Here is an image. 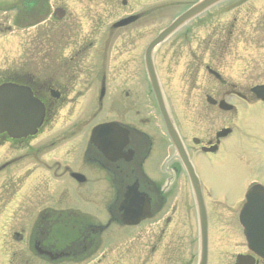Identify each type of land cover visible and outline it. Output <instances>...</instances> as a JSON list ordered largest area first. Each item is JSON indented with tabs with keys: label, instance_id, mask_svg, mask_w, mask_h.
<instances>
[{
	"label": "flooded vegetation",
	"instance_id": "1",
	"mask_svg": "<svg viewBox=\"0 0 264 264\" xmlns=\"http://www.w3.org/2000/svg\"><path fill=\"white\" fill-rule=\"evenodd\" d=\"M234 1L243 6L248 0ZM98 2L102 19L138 15L132 29L148 24L145 37L153 38L171 21L170 14H157L168 0ZM231 5L220 8L224 13H218L216 7L206 11L165 41L153 53V67L162 85L170 83V73L182 81H197V92L188 95V101L193 102L189 116H180L174 109L170 115L199 178L207 225L217 226L218 237L229 233L224 243H214L213 235H207L206 264H234L240 255L254 264H264L248 251L237 230L231 238L244 194L255 183L264 187V176L242 180L235 198L230 190L212 188L206 177L234 156L237 143L231 139L238 132L253 141L242 142V159L264 160V102L251 93L245 79L233 84L212 75L214 79L206 78V72L223 68L218 49H228L233 41L228 34L242 32L241 19L228 18L241 9ZM218 20H230L232 30L227 24L218 25ZM132 25L113 32L127 37L121 48L135 45L124 35ZM103 27L97 26L99 37ZM132 35L137 40V35ZM92 45L96 44L87 43L85 49H50V77L28 82L45 109L42 127L25 139L0 136V264H199L198 210L164 122L157 111L150 117L142 115L137 93L118 88L121 84H148L142 55H136V49H114L111 65L102 69L104 57L100 48L91 49ZM100 65L108 78L100 77ZM93 70L96 74L89 73ZM128 70H132L129 75ZM106 85L100 101V88ZM221 101L231 108L220 109ZM95 103L98 124L100 116L109 114L117 117L109 122L129 125L122 124L130 130L129 143L114 162L85 141L88 126H75L92 113ZM142 123L151 125L148 132L135 129L134 125ZM226 130L230 133L222 135ZM153 154L156 159L150 163ZM73 173L90 176L100 186L82 189L86 180L76 183ZM134 182L147 198L149 209L138 224L126 225L125 208L132 212L129 219L144 208L141 197L127 199L128 187ZM127 202L137 205L127 206ZM233 248L240 252L232 254Z\"/></svg>",
	"mask_w": 264,
	"mask_h": 264
},
{
	"label": "rangeland",
	"instance_id": "2",
	"mask_svg": "<svg viewBox=\"0 0 264 264\" xmlns=\"http://www.w3.org/2000/svg\"><path fill=\"white\" fill-rule=\"evenodd\" d=\"M60 1H64V3H60V4L61 5L65 4L67 12L71 14L68 15L70 20H72V16L75 19L81 20L84 14L88 10H90V12L91 9L94 10L92 12H96V11L98 12L100 10V8H98L99 5L95 7H91L89 9L87 2L77 1V0H54L52 2V5L54 6L56 3L57 5H59ZM250 15H251L250 21L248 20L249 29H251L252 24L253 25L258 24L261 33L259 36L257 34H249L247 37V42H249V44L244 42L233 44L231 51L227 56V60H226L229 61V65H226L225 69L227 72L231 73L232 77H234V79L237 81H241L243 79V76H245L249 78L250 81L252 82L256 81V79H259L255 83L262 84L264 83V23L261 26H259V23L263 22V20L260 19H264L263 18L264 16H261L260 13L257 11L250 13ZM9 17L10 16L7 17L5 15H0V33H2L0 34V69L6 68L13 64H15L16 66H20L24 63V59L26 57L23 59L20 43L22 42V40L27 39L28 36H31L33 34V30H29L27 32H14V34L10 31L11 34L5 35L7 31H9L6 29L10 25ZM115 18L112 17L110 19L103 20L104 22L103 31L105 33H106V25L110 24L111 21H113ZM86 21L90 24L89 17L86 19ZM144 25H146V23H144ZM88 30H89L88 25L84 24L83 22L82 24L83 33L88 32ZM130 33L137 35V40H134L133 35ZM147 33L148 31L142 29V27H137V29H131L127 31L124 35L131 38L135 42V45L129 43V45H127L126 48H121L122 40H126L127 37L123 39L121 36L120 37L114 36L111 39V42H109L110 47H108V49H123L122 52H129V49H136L135 54L137 55L139 52H141L142 49H144V45H145L144 40H139V39L145 38ZM245 66L247 67L246 69H244ZM131 71L132 70H128L125 72L127 75H129L131 74L130 73ZM109 73L114 74V70H110ZM124 76L125 75L123 74L121 78ZM169 76H172L170 78V83H168L166 85V88H164L166 95L170 97L171 102L169 103H171L174 111L178 115L189 116V112L191 110L193 102L191 100L188 101L189 98L183 100L182 96L187 94H195L197 92L198 85L195 84L193 81H182L171 73L169 74ZM119 88L129 89L130 92H132V90L134 89L137 92L143 90L142 85L121 84L119 85ZM144 111H146L144 116L153 115L152 109L150 107H145ZM102 120H104V118L100 116V121ZM240 142L242 145L239 143V141L237 142V144L235 145L236 147H235L234 156L227 161L226 166H222L221 169L217 167L215 171H213L212 173H207L206 175V177H208V180L210 181L212 188H214L217 191L228 189L232 192L233 198H235L241 192V188H242L241 181L246 179L247 174L249 173L250 170H254V172L258 176H264V160L259 161L258 163L252 165V163L248 159L238 160L234 158L241 156V154L243 153L242 151L244 149L243 143L242 141ZM212 234L213 237L215 238L214 243L217 242L224 243L225 240L229 238L228 236L218 237L216 225L212 229ZM220 238L222 240L218 241V239ZM217 252H225V251H219L218 249Z\"/></svg>",
	"mask_w": 264,
	"mask_h": 264
},
{
	"label": "water",
	"instance_id": "3",
	"mask_svg": "<svg viewBox=\"0 0 264 264\" xmlns=\"http://www.w3.org/2000/svg\"><path fill=\"white\" fill-rule=\"evenodd\" d=\"M216 0H206L193 11H199L211 2ZM192 11V13H193ZM128 21H121L117 26L127 24ZM42 118V112L39 104L32 98L30 93L22 89L2 87L0 88V133L7 131L11 136L18 137L25 134H32L39 125ZM109 126L104 128L107 129ZM113 127V126H111ZM110 127V128H111ZM114 130V129H113ZM97 133L100 134V128L92 132V143L97 147ZM107 148H115L116 142L112 139H106ZM108 148V149H109ZM247 232H252L247 229ZM259 251L260 248L258 247ZM262 253V251H261Z\"/></svg>",
	"mask_w": 264,
	"mask_h": 264
},
{
	"label": "trees",
	"instance_id": "4",
	"mask_svg": "<svg viewBox=\"0 0 264 264\" xmlns=\"http://www.w3.org/2000/svg\"><path fill=\"white\" fill-rule=\"evenodd\" d=\"M13 24L16 26H22L19 15L15 18Z\"/></svg>",
	"mask_w": 264,
	"mask_h": 264
}]
</instances>
